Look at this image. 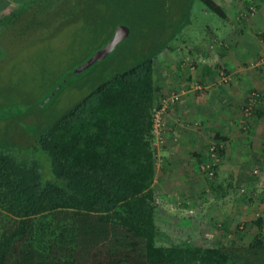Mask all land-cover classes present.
Wrapping results in <instances>:
<instances>
[{"label":"trees","instance_id":"1","mask_svg":"<svg viewBox=\"0 0 264 264\" xmlns=\"http://www.w3.org/2000/svg\"><path fill=\"white\" fill-rule=\"evenodd\" d=\"M195 1L27 0L0 19L33 9L55 16L59 30L78 22L112 34L123 27L124 42L143 48L35 133L31 159L0 143V264H264V234L246 248L157 245L154 59L188 26ZM198 1L227 17L215 0Z\"/></svg>","mask_w":264,"mask_h":264},{"label":"crops","instance_id":"2","mask_svg":"<svg viewBox=\"0 0 264 264\" xmlns=\"http://www.w3.org/2000/svg\"><path fill=\"white\" fill-rule=\"evenodd\" d=\"M25 1L0 0V19ZM215 1L226 11V33L211 34L204 50H175L176 40L157 60L161 67L154 63L158 97L179 94L165 117L152 185L158 246L246 248L264 234V65L257 66L264 37L245 36L240 16ZM247 40L257 43L255 50L246 49ZM219 71L232 80L220 84ZM252 92L260 100L247 117ZM213 142L222 149L209 179L200 166Z\"/></svg>","mask_w":264,"mask_h":264},{"label":"rangeland","instance_id":"3","mask_svg":"<svg viewBox=\"0 0 264 264\" xmlns=\"http://www.w3.org/2000/svg\"><path fill=\"white\" fill-rule=\"evenodd\" d=\"M218 1L227 4L230 15L240 16L238 26L245 30V36L252 32L264 37V0ZM236 6L240 9L235 11ZM65 10L61 6L60 13ZM36 13L30 9L0 23V143L7 144L17 157L26 159H31L35 133L49 127L96 86L130 67L135 62L131 55L139 56L143 49L140 44L133 47V40L121 42L105 60L70 78L45 102L69 73L107 44L112 32L93 31L83 22L59 30L60 22L54 20L55 16L40 18ZM188 19V26L162 53L195 47L204 50L211 34L221 36L228 28L223 19L206 10L198 0L193 3ZM169 35L168 32L158 45L168 41ZM176 40L179 44L170 49ZM244 44L250 51L257 45L248 40ZM162 53L154 59L155 69L161 67L157 60ZM44 168L46 171L48 166Z\"/></svg>","mask_w":264,"mask_h":264},{"label":"built area","instance_id":"4","mask_svg":"<svg viewBox=\"0 0 264 264\" xmlns=\"http://www.w3.org/2000/svg\"><path fill=\"white\" fill-rule=\"evenodd\" d=\"M254 11V9H250ZM264 65V56L257 62V66ZM219 83L226 84L229 83L232 78L231 75L225 73L224 71H219L218 73ZM179 99V94L171 93L168 96L160 98L156 103L152 111V136H153V147L155 150V164L159 162L158 151L165 144L167 124L165 117L167 115L169 106L175 104ZM260 100V94L258 92H252L250 95V101L245 108V115L249 117L256 103ZM222 149V144L213 142L207 150L206 160L201 164V172L212 179L215 177L217 168L220 164V151ZM257 172H254L256 174ZM192 213V212H191Z\"/></svg>","mask_w":264,"mask_h":264},{"label":"water","instance_id":"5","mask_svg":"<svg viewBox=\"0 0 264 264\" xmlns=\"http://www.w3.org/2000/svg\"><path fill=\"white\" fill-rule=\"evenodd\" d=\"M128 35L129 31L126 28H116L111 39L107 42V44L102 49L97 51L90 59H88L82 65L78 66L71 73H69L55 88L51 95L45 100V102L53 98L60 89V87L64 85L70 78L83 73L93 65L105 60L115 50V48L128 37Z\"/></svg>","mask_w":264,"mask_h":264}]
</instances>
